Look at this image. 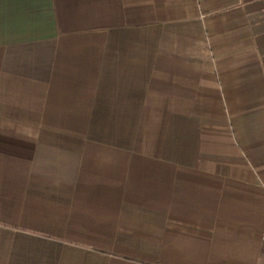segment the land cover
Instances as JSON below:
<instances>
[{"label": "crops", "instance_id": "0c3cea01", "mask_svg": "<svg viewBox=\"0 0 264 264\" xmlns=\"http://www.w3.org/2000/svg\"><path fill=\"white\" fill-rule=\"evenodd\" d=\"M0 264H264V0H0Z\"/></svg>", "mask_w": 264, "mask_h": 264}]
</instances>
